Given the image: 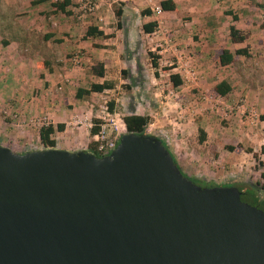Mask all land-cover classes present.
I'll use <instances>...</instances> for the list:
<instances>
[{
	"label": "water",
	"instance_id": "obj_1",
	"mask_svg": "<svg viewBox=\"0 0 264 264\" xmlns=\"http://www.w3.org/2000/svg\"><path fill=\"white\" fill-rule=\"evenodd\" d=\"M0 264H264V211L184 176L157 135L105 155L0 144Z\"/></svg>",
	"mask_w": 264,
	"mask_h": 264
},
{
	"label": "crops",
	"instance_id": "obj_2",
	"mask_svg": "<svg viewBox=\"0 0 264 264\" xmlns=\"http://www.w3.org/2000/svg\"><path fill=\"white\" fill-rule=\"evenodd\" d=\"M95 1L94 13L78 19L70 9L71 0L64 11L56 9L53 0H0V144L15 146L18 152L28 149L15 140L21 136L27 141L28 132L16 127L19 120L28 124L33 110L46 115L49 123H63V129L54 133L55 147L85 150L93 135L89 129L80 130L81 125L71 126L68 118H95L100 110L94 111L90 97L115 90L113 101L114 106L117 102L121 106L120 117L130 112L148 116L151 132L163 138L172 153L182 150L196 158L195 128L199 126L206 133L208 130L201 124L205 117H199L200 112L186 102L192 104L193 96L208 85L201 77L192 83L184 82L175 69L183 61H192L197 68L202 65L198 72L204 71L210 67L206 59L216 58L222 48L233 51L246 47L249 53L248 36L243 42L231 43L228 26L233 24L245 32L254 21L248 17L244 26H236L225 10L239 11L237 19L242 20L240 14L253 8L251 0H172L174 8L161 9L159 13L152 12L151 7L161 0H150V4L148 0ZM223 2L225 5L216 9ZM114 8L121 9L119 16L114 14ZM149 21H154L155 27L145 33L141 25ZM88 26L102 31V35H85ZM221 31L222 37L218 36ZM165 35L172 37L171 42L165 41ZM148 51L157 55L156 68L150 64ZM73 53L80 55L77 64L69 61ZM171 56L177 64L169 68L170 72L181 79L176 87L169 82L162 84L164 79H160L165 74V58ZM95 63L101 64L103 76L91 73L90 66ZM171 64L172 60L168 66ZM206 73L213 74L210 69ZM221 79L225 78L211 85ZM102 81L111 82L112 87L74 97L76 88ZM72 86L74 90L67 99ZM224 98L227 94L221 96ZM13 128L18 135L11 133ZM57 137L62 146L57 145ZM35 139L38 142L36 132Z\"/></svg>",
	"mask_w": 264,
	"mask_h": 264
},
{
	"label": "rangeland",
	"instance_id": "obj_3",
	"mask_svg": "<svg viewBox=\"0 0 264 264\" xmlns=\"http://www.w3.org/2000/svg\"><path fill=\"white\" fill-rule=\"evenodd\" d=\"M222 4L225 5L224 2L218 4L216 9L219 10ZM251 4L253 8L249 10V13H241L240 17H242V20L237 19L234 21L236 26H244L243 24H245L248 17H251V20L254 21L246 26L244 30L248 36V44L246 46L250 47L248 56L239 55L233 63L226 66L218 65L215 57L207 58L205 62L210 64V67L208 65L201 72H198V70L202 69V65L200 64L198 68L196 67L199 75L197 79H203V83L208 85V88L202 90L200 94H195L192 104L189 105L187 102L186 104L188 107L192 106L197 109L200 112L199 117H205V119L201 120V124L206 125L208 130L207 133L205 132V142L199 143L197 141V127L199 126H196L195 140L193 141L196 158H193L188 152L184 153L182 150L179 152L173 149V154L186 176H204L214 184L233 182L237 185H247V183L253 184L257 182L259 193L263 195L264 170L261 162L264 161V120L259 119L258 116L264 114V0H251ZM232 11L236 15L239 13V11L234 9ZM229 17H231L230 14ZM220 19L222 23H225L223 16ZM222 33L224 32L221 31L218 36L222 37ZM171 57H166L165 66H162L165 68V74L160 79H164L161 83H165V85L168 83V74L171 73L168 68L177 64L174 56ZM171 60L173 64L168 66ZM209 69L213 73L210 76L206 73ZM175 71L177 72L178 69L176 68ZM220 77L225 78L232 87L227 94V99H221L219 102L213 100L204 101L201 95L205 94L213 97L214 95L210 93L211 83ZM73 90V86L70 87L66 95L67 99H70L69 97ZM115 93L116 91L112 90L92 95L90 98L93 101L94 111L100 110L101 113L102 104L105 103L108 106V102L110 100L113 101ZM239 99H242L244 103L243 108L239 106L241 103ZM114 104L113 101L112 111H115L119 116L121 106L119 102L116 103V106ZM100 113L98 111L97 114L99 115ZM41 115L40 112L32 110L28 116H30L29 118H37ZM22 116L21 114L20 117ZM68 119L70 120L71 118ZM19 121L20 123L16 128H18L17 130H26L28 132V136L25 135L27 141L21 136H16L15 140L20 145H26L27 150L36 149L39 146L35 139V128L37 126L31 125L29 122H27L28 124H22L23 122ZM16 128H13L11 133L18 135L19 132L16 131ZM81 129L84 128L82 127ZM146 131L152 133L148 125L146 126ZM56 139L57 145L62 146L61 138L57 137ZM237 143L243 147H249L256 154V160L250 153L244 151L236 153L224 148L225 144L234 145ZM5 146L14 152H18L15 146ZM0 171L9 173V170L2 166H0Z\"/></svg>",
	"mask_w": 264,
	"mask_h": 264
},
{
	"label": "trees",
	"instance_id": "obj_4",
	"mask_svg": "<svg viewBox=\"0 0 264 264\" xmlns=\"http://www.w3.org/2000/svg\"><path fill=\"white\" fill-rule=\"evenodd\" d=\"M69 2H70V0H56V1L52 2V5L60 11H64V7ZM119 4H122V3L119 2ZM159 6L161 7L162 10L168 11V10H172L174 8V3L172 2V0H161L159 2ZM113 12L116 16H119L121 13V9L120 8H114ZM144 12H145L144 10L141 11V13H144ZM225 14H230L231 19L233 21L237 20L236 13H233L232 11L227 9V10H225ZM154 27H155L154 21H149V22L143 23L141 25V29L145 33H149L151 31H153ZM85 35H88V36L97 35V36H99V35H102V31L97 30L95 27L88 26L85 29ZM246 37H247L246 33L243 32L242 30L236 28L233 24H230L228 26V40H229V42H231V43L243 42L246 39ZM147 54L150 57L151 66L156 68L157 67V61H156L157 55H155L152 51H148ZM248 54L249 53H248L246 47L236 48L233 51H230L227 48H222L217 52L215 59H216V62L218 65L226 66V65L233 63L237 56H239V55L248 56ZM169 68H171V66ZM162 69L165 72V68H162ZM90 71L93 75L100 76V77L103 76V73H104L103 68H102L100 63H95V64L91 65ZM154 76H157L156 71H154ZM168 82L170 83L171 87H176L179 84H181V79L177 73L171 72L168 74ZM111 87H112V83L108 82V81H102L101 83L92 82L88 85L87 88H76L74 97L75 98H81L83 96L85 97V96H88L91 92H101L104 89L111 88ZM231 88L232 87L227 80L221 79V80L216 81L213 85H211L210 93H211V95L224 96L231 91ZM112 103H113L112 100H110L108 102L107 108L109 111H112ZM258 118L261 120H264V114H260L258 116ZM121 119L123 121L124 129L126 132H132L135 134L147 133L145 129H146V126L148 124V116L141 115V114H135L133 112H130V113L122 115ZM92 121L98 122V119L92 118ZM62 129H63V123H55V124L48 123L46 125H40V126L36 127L35 132L38 135V143H39L40 148L55 147V140L53 138L54 133L57 131H61ZM96 130H97V127L92 126L89 129V132L91 135H93L96 132ZM148 134L155 135L152 133H148ZM205 137H206L205 131L201 127H197V141L199 143H201L204 141ZM158 138L161 139V143L168 149L170 155L172 156L173 162L176 163L177 167L180 169L182 174L184 176H186V174L183 173L181 167L176 162V159H175L173 153L171 152L166 141L159 136H158ZM224 148L229 150V151L236 152V153H238L240 151L250 153L251 156L256 160V154L254 152H252L249 147H243L239 143L234 144V145L225 144ZM84 151H90V152H93L94 154L99 156V154L95 151V141H93V140L89 141L88 146ZM261 164L263 165V170H264V161H262ZM186 177L191 179L192 182H194L198 185H201V186H214V185H233V186H236L237 189L240 191V199L242 201H245L251 205H254V206H256V207H258L264 211V194L260 195L257 182H255L253 184L247 183V185L246 184L245 185H237L236 183H233V182H227L225 184L224 183L214 184L211 182L210 179H207L204 176H195L194 175V176H186Z\"/></svg>",
	"mask_w": 264,
	"mask_h": 264
},
{
	"label": "built area",
	"instance_id": "obj_5",
	"mask_svg": "<svg viewBox=\"0 0 264 264\" xmlns=\"http://www.w3.org/2000/svg\"><path fill=\"white\" fill-rule=\"evenodd\" d=\"M56 0H53V2ZM150 4V0H148ZM70 9L73 15L78 18H84L94 13L96 9V1L95 0H71ZM152 12L159 13L161 8L159 3L153 4ZM165 41L171 42L172 37L170 35H165ZM69 61L73 64H77L79 62L80 55L78 53H73L69 57ZM178 73L184 82H195L197 80L198 72L196 69V65L192 61H183L181 64H178ZM201 98L204 101L213 100L215 102H219L221 100L220 95H214L213 97L209 95H201ZM240 107L243 108V101L239 99ZM101 113L95 118L98 119V122H93L92 118H83L79 119L77 116H72L69 120L71 126H79L84 129H90L92 126H96L97 130L93 134V140L95 141V151L101 155L108 154L117 144L119 136L121 133L125 132L124 124L120 116L117 115L115 111H109L107 104H102ZM28 122L32 125L40 126L46 125L49 123V120L46 115H41L40 117H31ZM146 130V129H145ZM147 132V131H146ZM149 133V132H147Z\"/></svg>",
	"mask_w": 264,
	"mask_h": 264
}]
</instances>
